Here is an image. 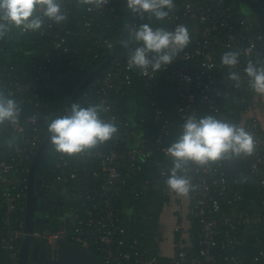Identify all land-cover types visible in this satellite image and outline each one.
<instances>
[{
  "label": "built area",
  "instance_id": "1",
  "mask_svg": "<svg viewBox=\"0 0 264 264\" xmlns=\"http://www.w3.org/2000/svg\"><path fill=\"white\" fill-rule=\"evenodd\" d=\"M117 1L119 0H105L100 7H96L84 4L82 0H63V7L67 8V12L78 10L84 20V28L87 29L89 22L94 19L92 15L96 12L103 13L105 10L111 11L109 21L120 22L121 12L125 10L123 8H126V5L125 0H122L120 8L117 9L113 4ZM221 2L222 0H174V7L163 20V25H154L173 30L182 24L190 33V43L187 47L172 64L161 70L170 69L171 76L176 81V91L179 94V101L175 102L179 117L178 133L186 117H202L199 112L201 107L217 111V99L220 95L242 104L256 100L243 70L250 60H258V63L262 62L264 65V53L259 51V47L264 49V16L236 18V3ZM237 11L239 12V9ZM146 16L148 15L145 14L141 17L142 21H137L131 26L130 34L143 24ZM48 22L45 21L43 26ZM106 26L109 27L108 23ZM40 32L45 33V30L41 29ZM69 34H72V40L75 39V31L69 30ZM66 37L55 34L54 48L57 51L63 47ZM135 46L132 41L123 56L116 58L111 69L96 81L99 99L92 101L85 98L80 104L103 105L107 110L101 113L102 118L114 121L118 132L112 138L113 146L104 152L99 149L101 144H98L75 155H61L65 165L68 163L67 156H76L84 163L89 159L98 162L99 169L93 171L97 184L91 189L84 188L77 192L70 191L68 187L63 188V199L82 201V210L76 209L70 202L63 206L65 226L56 230L48 226L34 230V237L47 244L52 257L61 242L70 240L81 242L110 264H161L159 256L152 254L148 248L141 247L138 239L132 236L130 228L126 225L132 224V218L129 216L123 222L122 211L117 204V198H121L129 190V193L139 195L140 192L129 182L134 183L138 179V173L145 167L146 158L154 152L151 147L146 149L126 144L129 121L124 120V127L121 125L114 113L115 101L111 98L113 93L123 91L125 86L132 83V73L145 78H154L158 73L150 71L145 75L138 69L127 67L128 53ZM5 47L0 42V91L12 95L20 103L21 113L15 122L0 124V247L8 251L10 259L16 264L24 235L31 169V166L25 165L24 160L28 156L34 158L41 144L38 143L39 134L29 136L25 140L28 153L24 155L20 147L21 141L2 143L8 139L3 138V134L9 136L7 129L16 133H26L30 127L36 133L40 130L37 115L26 114L25 99L21 95L26 90L36 89L37 76L27 82L13 78L10 70L14 66L6 61ZM227 51L239 53V64L234 68L221 63V57ZM34 66L39 74L45 71L46 75L50 76L44 65L35 63ZM230 72L239 73V83L230 78ZM4 76L7 81L3 79ZM218 85L226 88L218 91ZM152 97L154 100L151 102L152 109L148 120L153 122L152 128L157 134V150L169 157L166 148L173 141H165L170 139L168 136L171 123L166 117L168 110L160 106L159 98H164L163 95L155 94ZM244 115L242 122L247 120V130L254 138V150L250 155L234 157L248 163L249 178H245V181L256 186V200L247 198L243 189L236 187L235 180L229 179L225 171H219L222 160L209 162L204 166L190 162L187 175L190 176L194 187L187 195L188 212L182 216L188 220V224H183L181 219L175 224L173 229L180 239L176 244V254L170 258L168 264H264V129L257 117ZM11 147L17 152V156L10 155ZM60 166L61 164L58 165ZM27 173L28 177H25ZM78 177L76 171H65L61 168L52 181L57 184L72 183ZM147 184L149 181L144 183L143 190H147ZM40 186L46 200L51 184L42 180ZM162 186L170 196L168 203H172L177 195L161 184ZM248 241L262 245V248L258 251L251 246L249 248Z\"/></svg>",
  "mask_w": 264,
  "mask_h": 264
},
{
  "label": "trees",
  "instance_id": "2",
  "mask_svg": "<svg viewBox=\"0 0 264 264\" xmlns=\"http://www.w3.org/2000/svg\"><path fill=\"white\" fill-rule=\"evenodd\" d=\"M121 1L113 2L117 9L120 8ZM232 2L236 3V18L248 17L253 14L250 12L256 13L257 16H264V0H222L221 3ZM248 4L252 9L243 12L242 6ZM64 9L67 11L66 7ZM123 9L125 10L121 12L122 19L120 22L109 21L111 11L105 10L103 13H94L92 15L94 19L89 22L90 25L86 29L84 28L82 16L78 10L73 9L67 12L68 19L60 23L61 26L58 27L56 23L51 21L43 26L42 30H45V33L41 34V30L36 32H20L17 29H13L6 37L0 38L1 44L6 46V61L8 64L14 66L10 70L13 78L27 82L37 76L36 89L31 88L21 95L25 99L24 109L26 114H36L38 126L40 127L38 133L34 132L32 127L28 128L26 133H16L7 129L6 131L9 136L3 134V138L8 139L2 141V143L5 141H21L20 147L23 149V154L26 155L28 153V145L25 143V140L29 136L39 134L38 143L41 144L43 142L48 135L47 124L49 119L61 113L81 83L110 55L123 36L130 16V11L126 10V8ZM237 9H239V12ZM141 17L136 15L133 24L137 21L138 23L142 21L143 18ZM162 22L163 20H153L149 16H146L143 20V23H153V26L155 23L163 25ZM107 23L109 27L106 26ZM69 30L75 31V39H71L72 34H69ZM55 34L67 36L66 42L59 51L54 48ZM126 42L127 46L124 44L120 52L91 82L78 104L84 102L85 98L92 101L99 99L98 85H95V83L103 74L111 69L113 61L121 57V55L123 56V53L131 46L130 31ZM109 44H111V47H108ZM259 51H263L264 53V49L260 47ZM254 62L258 63V60H254ZM35 63L44 65L45 70L50 76H47L45 71L39 74L37 68H34ZM53 63L54 66H52ZM258 64L263 65L262 62ZM3 79L7 81L5 76ZM132 80V83L125 86L123 91L111 95V98L115 101L114 113L121 125L124 123V120L129 121V135L126 140L128 146L146 149L151 147L154 149V152L150 157L146 158L144 162L145 167L138 173V179L132 185L136 191L140 192L139 195L136 196L129 193V190L121 198H117L119 202L117 204L121 208L123 222L129 216L132 218V224L129 223L128 225L127 223L126 225L130 228L132 236L138 239L141 247L148 248L152 254L159 256L161 264H168L170 258L161 255L159 248V217L163 204L170 199V196L163 186L161 187V184L165 186L164 181L172 167V160L171 157H166L157 150V134L154 133L152 128L153 122L149 121L148 117L152 109L151 102L154 100L152 96L155 94L159 96L163 95L164 98H159L160 106L168 110L166 117L170 119L171 123L170 135L168 136L170 139L167 138L165 141L169 143L170 140H176L179 135L177 132L179 117L175 110V102L179 101V94L176 91V81L172 78L170 69L158 72L154 78L135 76L132 73ZM218 87V91H223L226 88L222 85H218ZM36 94L37 96H35ZM253 94L256 100L253 103L250 100L249 103L243 104L233 102L220 95L217 99V111L201 107L199 112L202 116L211 114L231 123L235 121V124L246 129L248 125L247 120L242 122V119L245 116L244 114H251L253 117L258 118L260 126H262L260 113L264 109V106L261 104V102L264 103V95L254 91ZM122 126L124 127V125ZM113 143L114 141L110 139L105 143H101L99 149L104 152V150L111 148ZM9 152L11 156H17L14 148L11 147ZM61 155L62 153L50 150L38 166L36 175L41 177L44 182L50 183L51 188L49 194L46 196V200L44 199L41 186L38 191V209L42 212V218L48 220V222L35 225V229L48 226L56 230L65 226L66 220L63 206L69 202L76 209L82 210V201L73 198H62L63 192L59 188L60 186L68 187L70 191L78 192L84 190V188L91 189L97 184L93 171L99 169L98 162H92L89 159L87 163H84L76 156H67L68 163L65 165L61 159ZM231 157L234 156L221 159L223 164L218 167L219 171H225L229 179L235 180L236 187H241L245 192V196L255 201L256 186L245 181V178H249L248 163L240 160L239 169L231 171L227 168V160ZM32 161L33 156H28L24 160V163L30 167ZM59 164H61L60 167H58ZM61 168L65 171L69 169L76 171L79 177L72 183H54L52 178H54L56 173L61 171ZM18 173L20 172L18 171ZM25 177H28V173L25 174ZM146 181H149L148 188L147 190H143ZM69 228H71V225H69ZM250 246L256 251L262 248V245L248 241V247L250 248ZM0 264H14L9 257L8 251L2 247H0Z\"/></svg>",
  "mask_w": 264,
  "mask_h": 264
},
{
  "label": "clouds",
  "instance_id": "3",
  "mask_svg": "<svg viewBox=\"0 0 264 264\" xmlns=\"http://www.w3.org/2000/svg\"><path fill=\"white\" fill-rule=\"evenodd\" d=\"M104 2L82 0V3L96 7ZM125 5L131 13L147 14L162 21L169 16L174 0H125ZM67 19L63 0H0V38L6 37L13 29L36 32L42 29L45 21L60 24ZM131 39L136 46L128 53L127 67L147 75L172 64L190 43V33L182 24L169 30L143 23L131 33ZM221 63L234 68L239 64V53L225 52ZM243 71L248 77L249 88L264 95V65L250 60ZM229 76L239 83V73L230 72ZM106 110L101 104L81 106L74 103L66 115L50 118L47 132L54 150L75 155L112 139L118 126L114 121L102 118L101 113ZM20 113V103L12 95L0 91V124L15 122ZM253 150L254 138L245 127L211 114L199 118L190 115L180 125L176 140L166 148L172 167L164 181L165 186L178 197L187 196L194 187L187 175L190 162L204 166L228 156L250 155Z\"/></svg>",
  "mask_w": 264,
  "mask_h": 264
},
{
  "label": "water",
  "instance_id": "4",
  "mask_svg": "<svg viewBox=\"0 0 264 264\" xmlns=\"http://www.w3.org/2000/svg\"><path fill=\"white\" fill-rule=\"evenodd\" d=\"M252 7L248 5L242 6V11L250 10ZM136 14L130 12V16L125 27V32L118 44L113 48L110 55L88 76L79 86L77 91L67 102L63 110L58 116H63L70 111L72 104L78 103L83 93L87 90L91 82L99 75V73L112 61V59L120 52L134 22ZM50 150H54L51 143L50 135L43 140L39 146L36 155L33 158L31 169L29 172L27 206L24 220V235L21 239L20 256L16 264H110L105 262L97 253L88 248L86 245L78 241L64 240L58 246L54 257L50 255V249L47 244L41 240H37L33 232L35 225L43 222H48L44 218L37 216L39 207V194L42 178L36 175L39 164ZM227 168L231 171L239 169V160L236 157H231L227 161ZM41 248L40 257L36 256ZM38 257V258H37ZM38 260V261H37Z\"/></svg>",
  "mask_w": 264,
  "mask_h": 264
},
{
  "label": "crops",
  "instance_id": "5",
  "mask_svg": "<svg viewBox=\"0 0 264 264\" xmlns=\"http://www.w3.org/2000/svg\"><path fill=\"white\" fill-rule=\"evenodd\" d=\"M250 13H253L255 16H257V14L254 12H250ZM261 104L262 106H264V103L261 102ZM263 110H261L260 116H261V124L264 128ZM135 182L134 183L129 182V184L133 185L135 184ZM59 188L63 190L64 187L60 186ZM147 188H148V184H147ZM188 204H189L188 196H184V197L175 196L172 203H168L167 200L163 204L159 217V232H160L159 248L161 255L171 258L176 254L177 251L176 244L179 241L180 236L178 233L174 231L173 228L175 227V224L180 221V219L182 220L183 224L185 225L188 224V220L182 218V216L187 214L188 212ZM166 222L170 225V228L168 227L169 229H165L164 227V224Z\"/></svg>",
  "mask_w": 264,
  "mask_h": 264
},
{
  "label": "flooded vegetation",
  "instance_id": "6",
  "mask_svg": "<svg viewBox=\"0 0 264 264\" xmlns=\"http://www.w3.org/2000/svg\"><path fill=\"white\" fill-rule=\"evenodd\" d=\"M37 216H39V217H43L42 212H41V210H39V209H37ZM41 253H42L41 248H39L38 252L36 251V256L40 257ZM38 257H37V258H38ZM37 261H38V260H37Z\"/></svg>",
  "mask_w": 264,
  "mask_h": 264
},
{
  "label": "rangeland",
  "instance_id": "7",
  "mask_svg": "<svg viewBox=\"0 0 264 264\" xmlns=\"http://www.w3.org/2000/svg\"><path fill=\"white\" fill-rule=\"evenodd\" d=\"M164 227H165V229H169L170 228V225L166 222L165 224H164ZM169 227V228H168Z\"/></svg>",
  "mask_w": 264,
  "mask_h": 264
}]
</instances>
